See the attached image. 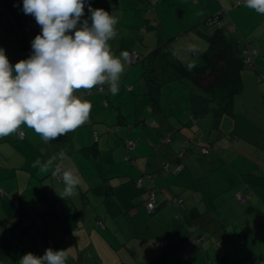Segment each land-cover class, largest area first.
<instances>
[{
  "label": "crops",
  "instance_id": "obj_1",
  "mask_svg": "<svg viewBox=\"0 0 264 264\" xmlns=\"http://www.w3.org/2000/svg\"><path fill=\"white\" fill-rule=\"evenodd\" d=\"M7 1L23 9V0ZM85 4L77 27L85 19L91 25L89 4L104 9L118 18L113 53L135 50L137 57L124 62L117 95L108 85L75 93L93 107L74 132L45 144L22 125L23 137L0 138V264L47 249H65L66 264H264V15L243 0ZM0 11V29L10 34H0V49L14 67L31 56L34 36L11 34L5 19L12 14ZM211 15L257 51L229 113L162 67L205 64L218 28L205 22ZM32 26L41 34L35 18ZM190 43L198 55L187 51ZM59 152L63 168L80 177L77 194L66 199L59 176L31 166ZM152 187L157 207L149 212Z\"/></svg>",
  "mask_w": 264,
  "mask_h": 264
},
{
  "label": "clouds",
  "instance_id": "obj_2",
  "mask_svg": "<svg viewBox=\"0 0 264 264\" xmlns=\"http://www.w3.org/2000/svg\"><path fill=\"white\" fill-rule=\"evenodd\" d=\"M84 4L85 0H23L24 13L35 17L42 32L32 41L31 56L14 67L0 49V138L20 134L24 125L47 144L89 120L92 103L76 92L108 85L112 95L118 94L124 62L129 61L127 51L116 56L109 43L118 36V18L89 4L91 25L85 19L77 27ZM244 4L264 15V0H244ZM73 30L74 35L69 34ZM187 51L199 54L195 44H188ZM197 65V59L190 60L187 71ZM40 151L43 154L45 149ZM64 159L66 153L59 152L46 161L37 157L31 166L59 176L64 184L60 196L66 199L77 194L80 177L63 168ZM67 259L65 249H47L43 256L27 253L19 264H66Z\"/></svg>",
  "mask_w": 264,
  "mask_h": 264
},
{
  "label": "trees",
  "instance_id": "obj_3",
  "mask_svg": "<svg viewBox=\"0 0 264 264\" xmlns=\"http://www.w3.org/2000/svg\"><path fill=\"white\" fill-rule=\"evenodd\" d=\"M4 2L0 3L1 10H8L9 13L12 14L11 18L6 17L7 20L5 19V23L9 25V32L11 34H19L20 38L26 39L27 41L31 37V33L35 38V31H32L33 26L31 27V18L35 17H32L30 14H25L20 4L15 6L12 2H8L7 0ZM84 5L85 14L86 4ZM2 13L5 15V12ZM1 17L2 14L0 11V21ZM205 22L208 24H218L217 30L208 38V48L203 52L206 59L205 64L195 67L191 72L187 71L186 65L182 63H176L175 66L172 67L162 65L163 72H173L175 79L182 78L189 80L192 82L193 88L196 91L204 92L210 101L217 104V106L219 105L224 111L229 113L233 111L234 100L243 88V74L251 67V57H253V54L257 53V51L250 48V46L244 47V43L247 40L227 33L221 26L220 16L211 15ZM3 33L7 34L6 37L10 35L4 27L0 29V34ZM156 53L157 52H154L153 55ZM247 56L250 60L247 59ZM156 80L158 79L154 78L152 82H156ZM152 87L153 92L156 90V87ZM127 141L134 142V140H125L127 149H132L127 146ZM181 165L182 163H179V166ZM167 167L168 162H165L163 168ZM151 190L155 192L157 199L156 188H150L149 193ZM0 194L1 196H5L3 191H0ZM17 248L15 249L18 250Z\"/></svg>",
  "mask_w": 264,
  "mask_h": 264
},
{
  "label": "built area",
  "instance_id": "obj_4",
  "mask_svg": "<svg viewBox=\"0 0 264 264\" xmlns=\"http://www.w3.org/2000/svg\"><path fill=\"white\" fill-rule=\"evenodd\" d=\"M84 9H85V5H84ZM130 57H131L132 61H135V59H136V57H137V52H136L135 50H133L132 53L130 54ZM20 135H21V136H24V132L21 131V132H20ZM134 145H135L134 142H132V141H127V146H128L129 148H133ZM209 151H210V150L207 149V148L204 149V152H205V153H209ZM147 200H148V201H147V204H146L147 210H148L149 212H153V211L156 209V207H157L156 194H155V192H154L153 190L150 191V193H149V197H148Z\"/></svg>",
  "mask_w": 264,
  "mask_h": 264
},
{
  "label": "rangeland",
  "instance_id": "obj_5",
  "mask_svg": "<svg viewBox=\"0 0 264 264\" xmlns=\"http://www.w3.org/2000/svg\"><path fill=\"white\" fill-rule=\"evenodd\" d=\"M132 53V51L129 53V54H131ZM183 63H186V62H183ZM138 183L140 184L141 183V180L139 179L138 180ZM148 201V200H147ZM147 201H146V204H147ZM4 248H6V249H10V247L9 246H4ZM15 248H17L16 246H15Z\"/></svg>",
  "mask_w": 264,
  "mask_h": 264
},
{
  "label": "water",
  "instance_id": "obj_6",
  "mask_svg": "<svg viewBox=\"0 0 264 264\" xmlns=\"http://www.w3.org/2000/svg\"><path fill=\"white\" fill-rule=\"evenodd\" d=\"M102 91H105V90H104V87H103Z\"/></svg>",
  "mask_w": 264,
  "mask_h": 264
}]
</instances>
